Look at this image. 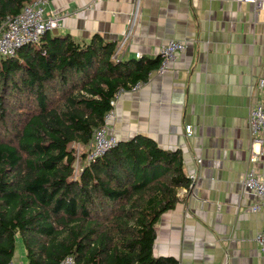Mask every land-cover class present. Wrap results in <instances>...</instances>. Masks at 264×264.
I'll return each instance as SVG.
<instances>
[{
    "label": "trees",
    "instance_id": "trees-1",
    "mask_svg": "<svg viewBox=\"0 0 264 264\" xmlns=\"http://www.w3.org/2000/svg\"><path fill=\"white\" fill-rule=\"evenodd\" d=\"M35 0H0V29ZM118 41L45 33L0 57V264H179L154 254L157 223L190 188L180 150L138 134L88 160L119 90L162 56L115 58ZM75 145L83 152L78 158Z\"/></svg>",
    "mask_w": 264,
    "mask_h": 264
},
{
    "label": "crops",
    "instance_id": "crops-1",
    "mask_svg": "<svg viewBox=\"0 0 264 264\" xmlns=\"http://www.w3.org/2000/svg\"><path fill=\"white\" fill-rule=\"evenodd\" d=\"M49 9L60 16L54 34L85 41L100 34L118 45L138 10L124 59L156 58L169 39L187 43L165 73L156 69L139 90L121 94L111 132L180 150L184 172L196 176L160 217L155 255L179 264H264L256 241L264 213L253 211L259 198L243 187L249 170L264 169V158L251 161L259 146L248 123L263 97L264 10L256 15L235 0H50ZM16 254L26 263L24 246L17 243Z\"/></svg>",
    "mask_w": 264,
    "mask_h": 264
},
{
    "label": "built area",
    "instance_id": "built-area-1",
    "mask_svg": "<svg viewBox=\"0 0 264 264\" xmlns=\"http://www.w3.org/2000/svg\"><path fill=\"white\" fill-rule=\"evenodd\" d=\"M238 3L250 4L254 8L257 15L260 11L264 10V0H235ZM50 0H35L24 6L22 11L8 19L4 26L0 29V57L13 56L17 50L23 45L38 42L41 37L48 31H52L58 26L60 16L54 10L49 9ZM138 10L133 14L128 32L125 33L123 40L117 46L115 58L122 57V48L129 38L132 29L136 23ZM187 48V43L178 39L167 40L160 49L162 62L158 68L160 73H165L171 64L175 63L178 55L184 52ZM143 54L138 53L137 57H142ZM259 86L262 89V99L254 104L249 111L248 123L252 138L259 149L251 157L252 162H257L260 157L264 158V62L262 64V75L258 80ZM145 82L137 83L132 90H139ZM119 90L113 100L111 101L112 109L108 112L105 123L102 127L95 131L93 140L87 148L88 160L95 159L102 156L105 152L116 146L119 138L111 132L110 122L116 117V105L123 93ZM186 132L192 134V126L186 128ZM77 149L78 158L81 151L80 145H75ZM200 161H202L200 159ZM192 180L190 187L196 179L195 174L189 176ZM243 187L245 190L254 193L259 201L253 205L252 209L255 212L264 213V169L260 172L251 169L247 172L244 180ZM256 241L260 246L261 252L264 255V226L257 234ZM9 264H16L11 261ZM17 264H26L19 262ZM60 264H77L73 256H66Z\"/></svg>",
    "mask_w": 264,
    "mask_h": 264
},
{
    "label": "rangeland",
    "instance_id": "rangeland-1",
    "mask_svg": "<svg viewBox=\"0 0 264 264\" xmlns=\"http://www.w3.org/2000/svg\"><path fill=\"white\" fill-rule=\"evenodd\" d=\"M60 20V19H59ZM81 148V147H80ZM84 150L87 151L86 148H83ZM83 149L81 148V151H83ZM21 244L23 246V243L21 241V239L18 240V245ZM19 249V246H18ZM24 260V259H23ZM13 261L17 264L19 262V258H18V254L15 255V257L13 258Z\"/></svg>",
    "mask_w": 264,
    "mask_h": 264
}]
</instances>
